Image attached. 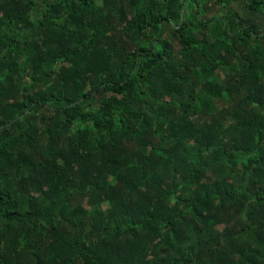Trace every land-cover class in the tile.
<instances>
[{"label": "trees", "instance_id": "trees-1", "mask_svg": "<svg viewBox=\"0 0 264 264\" xmlns=\"http://www.w3.org/2000/svg\"><path fill=\"white\" fill-rule=\"evenodd\" d=\"M185 1L0 0V264H264V0Z\"/></svg>", "mask_w": 264, "mask_h": 264}, {"label": "rangeland", "instance_id": "rangeland-1", "mask_svg": "<svg viewBox=\"0 0 264 264\" xmlns=\"http://www.w3.org/2000/svg\"><path fill=\"white\" fill-rule=\"evenodd\" d=\"M188 7H190V8H188ZM243 7H244V1H242V0H240V1L239 0H232L231 2L222 3V7H220V8H222V10L220 12L221 13H227V14L236 13L238 15V18H235V21H239V20H242L243 18L246 17V14H245V11L243 10ZM37 11L40 12L41 11V7H38ZM182 12L187 14L188 16H191V14L193 13V7H191L189 5L187 0L183 3ZM263 18H264V16L257 17L255 19V21L258 22L259 20H262ZM55 22H58V21H55ZM200 27H203V33H204L203 37L202 36L199 37V39H201V41L212 42L215 37H217V39H220L221 33H222L221 32L222 31V23L219 20L212 21V22L208 23L207 25L203 24ZM163 33L165 35H169V34L171 35L172 34V28L168 24H165L164 27H163ZM21 34H22V35H20L21 39H26L27 42L34 41V39L32 38L33 36L28 35V33L26 31L22 32ZM20 50H21V48H18V51H20ZM20 52L23 53V51H20ZM234 62H235L236 65H239V62H237L236 60H234ZM26 82H28L27 78H26ZM40 89L41 88H39L38 84H34L33 83L32 85H30L28 87L27 90L31 91V92L32 91L36 92V91H38ZM202 103H203V108L205 107V110H206L207 113H211V111L212 112L217 111L218 110V106L220 104L219 101L211 100V98H209V97H206L205 101H202ZM206 176H208L209 178H215L216 174H215V172L207 171L206 172ZM82 205L88 207L87 204H86V200L82 201Z\"/></svg>", "mask_w": 264, "mask_h": 264}]
</instances>
